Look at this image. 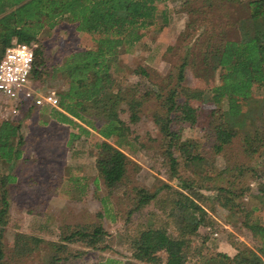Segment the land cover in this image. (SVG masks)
Here are the masks:
<instances>
[{
	"label": "rangeland",
	"instance_id": "374dc122",
	"mask_svg": "<svg viewBox=\"0 0 264 264\" xmlns=\"http://www.w3.org/2000/svg\"><path fill=\"white\" fill-rule=\"evenodd\" d=\"M160 6L168 10L170 17L164 28L144 35L129 51L120 48L112 62L116 82L149 92L138 112L139 119L129 123L128 139L120 147L129 161L126 179L114 189L105 187L95 167V143L102 139L96 129L77 119L88 132L76 125L58 123L50 111L57 108L26 107V117L20 123L22 157L10 165L0 163V175L8 173L13 177L6 184L8 214L0 222L4 253L0 264H96L109 257L123 264H152L132 258L131 237L149 221L166 224L172 234L176 229L153 200L140 209L134 208V186L155 193L156 198H161L169 188H176L194 196L205 209L210 223L198 226L189 236L185 264H204L201 256L215 252L221 241L241 242L257 251L260 248L263 237L253 235L246 224L264 225V200L254 196L257 182H264V138L263 145L252 156L242 152L239 135L216 153L214 136L205 131L204 109L211 104H201L194 123L191 119L181 120L172 123V127L180 129L183 138L199 143L198 153L207 165L184 164L175 153L178 163L173 172L164 162V141L153 121L154 113L165 112L159 101L169 87L177 84L181 62L186 65L185 79L180 85L205 88L207 82H217L202 63L204 50L207 42L238 38L237 20L246 16L245 5L216 0L208 6L206 2L201 4V0H166ZM38 38L44 44L48 73L43 81L33 79L32 86L57 93L66 86L56 70L62 54L73 48L92 47L94 36L75 31L72 20L59 17L52 27L44 25ZM253 94H264V88H253ZM121 117L127 119V114L122 113ZM256 124L264 130V120ZM225 169L229 171L216 173ZM216 186L228 188L233 194L216 192L212 189ZM230 197L232 200H228ZM193 216L196 218L197 214ZM97 225L106 234L96 248L65 238L72 231H91ZM17 234L36 239L37 248L29 254L15 255ZM159 255L162 261L157 264H164L165 253L160 251Z\"/></svg>",
	"mask_w": 264,
	"mask_h": 264
},
{
	"label": "trees",
	"instance_id": "16d2710c",
	"mask_svg": "<svg viewBox=\"0 0 264 264\" xmlns=\"http://www.w3.org/2000/svg\"><path fill=\"white\" fill-rule=\"evenodd\" d=\"M166 0H0V58L5 48L17 42L36 41L29 77L43 81L48 73L44 44L38 34L44 25L52 27L55 19L66 17L74 22L75 31L94 36L90 48H73L62 54L56 66L65 82V89L57 92L59 108L52 109L51 116L59 122L76 125L85 132L87 127L75 119L96 129L102 138L95 143V167L106 188L114 189L126 179L128 157L121 150L130 132L129 123L139 119V111L148 99V91L139 92L132 85L116 82L113 58L122 48L129 51L144 35L159 32L168 23L169 14L160 4ZM190 0H185V3ZM216 0H201L208 6ZM219 2H241L246 16L237 20L238 38H222L213 44L207 42L202 56L206 70L217 82H207L205 88H191L180 85L185 79V61L178 66L176 83L160 98L164 114L154 113L163 138L164 162L176 171L178 153L184 164L194 167L207 165L198 153L199 143L183 138L180 129L172 123L190 120L194 123L201 104L210 103L204 109L206 132L214 136L216 153L224 144L239 135L242 152L252 156L261 147L264 130L256 124L264 120V94L255 96L253 88H264V0H217ZM191 10H195L191 9ZM214 42V41H213ZM186 56L183 58L185 59ZM212 75V76H213ZM34 79V80H33ZM197 103V105H194ZM33 108L32 105L26 109ZM202 108V107H201ZM34 109V108H33ZM197 110V112H196ZM127 114V119L121 117ZM21 119H0V163L12 164L22 157L20 148ZM98 122V125H95ZM191 123V124H192ZM163 162V161H162ZM228 169L217 171L225 173ZM241 174V173H240ZM206 178L205 176H203ZM210 178V177H208ZM13 179L11 174L0 175V222L5 221L9 200L6 184ZM192 186L193 181H189ZM134 208L154 201L157 208L169 217L175 225V234L167 231L166 224L149 221L137 230L129 241L131 256L135 260L157 264L162 261L160 251L165 253L164 264H185L189 236L198 226L210 223L205 209L196 198L176 188H169L161 198L155 193L134 186ZM216 192L233 194L228 188L216 186ZM196 194V193H195ZM254 196L264 200V182H257ZM232 200V198H228ZM222 206H226L225 203ZM197 217L194 218V214ZM190 225L192 227L190 228ZM253 235H258L261 246L257 250L245 247L241 242L229 241L235 253L215 250L201 256L204 264H262L264 262V225L246 224ZM2 227H0V232ZM106 234L101 225L91 231L75 230L66 235V240H81L87 246L97 247L101 236ZM34 242V243H33ZM37 240L23 234L15 236L13 253L21 256L31 253ZM0 241V262L3 260ZM53 261V260H52ZM96 264H123L119 259L109 257ZM133 264V263H128Z\"/></svg>",
	"mask_w": 264,
	"mask_h": 264
},
{
	"label": "built area",
	"instance_id": "2783aa9c",
	"mask_svg": "<svg viewBox=\"0 0 264 264\" xmlns=\"http://www.w3.org/2000/svg\"><path fill=\"white\" fill-rule=\"evenodd\" d=\"M36 47V41L17 42L7 46L0 58L2 118L21 119L23 110L29 105L37 110L44 106L59 109V97L54 91H40L32 86L29 72Z\"/></svg>",
	"mask_w": 264,
	"mask_h": 264
},
{
	"label": "crops",
	"instance_id": "0c3cea01",
	"mask_svg": "<svg viewBox=\"0 0 264 264\" xmlns=\"http://www.w3.org/2000/svg\"><path fill=\"white\" fill-rule=\"evenodd\" d=\"M55 121H57L58 123H61V124H67V123H63V122H59L57 119L53 118ZM218 251H222V252H226L227 254L229 255H233L234 253V248L227 242L225 241H221L220 244H219V247L217 249ZM234 250V251H232Z\"/></svg>",
	"mask_w": 264,
	"mask_h": 264
}]
</instances>
